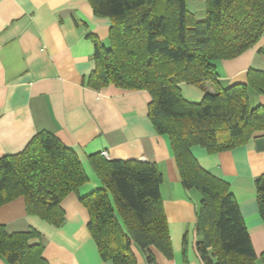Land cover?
I'll list each match as a JSON object with an SVG mask.
<instances>
[{
	"label": "trees",
	"instance_id": "obj_1",
	"mask_svg": "<svg viewBox=\"0 0 264 264\" xmlns=\"http://www.w3.org/2000/svg\"><path fill=\"white\" fill-rule=\"evenodd\" d=\"M95 15L109 18V46L94 38L95 70L85 85H114L151 95L149 120L170 140L183 187L200 195L196 251L203 264H257L243 215L230 184L205 170L192 153L200 146L214 155L247 145L264 132V106L252 108L249 90L264 94V71L250 69L246 84L222 88L217 61L238 58L264 34V0H205L199 21L188 0H89ZM212 83L214 92L205 89ZM205 92L200 103L183 98L180 85ZM103 188L80 197L88 210L89 232L101 259L137 264L138 247L148 264L151 248L173 258L163 207L164 176L138 160L90 157ZM88 182L77 154L48 132L37 134L20 154L0 159V207L24 198L28 215L60 228L63 200ZM264 221V174L255 181ZM35 229L9 234L0 225V257L7 264H49ZM264 264V253L260 257Z\"/></svg>",
	"mask_w": 264,
	"mask_h": 264
},
{
	"label": "crops",
	"instance_id": "obj_2",
	"mask_svg": "<svg viewBox=\"0 0 264 264\" xmlns=\"http://www.w3.org/2000/svg\"><path fill=\"white\" fill-rule=\"evenodd\" d=\"M111 21L95 15L89 0H0V159L23 152L42 132L56 136L73 150L88 177L78 193L62 202L65 223L53 227L30 216L24 198L0 207V225L9 234L35 229L49 264H110L101 259L89 232L90 215L80 197L103 188L90 157L156 165L164 176L163 207L169 224L173 258L155 247L157 264H203L196 251L200 195L183 187L170 140L154 130L149 117L151 95L114 85L94 90L85 80L96 68L95 44L109 46ZM222 88L246 84L250 69L264 71V34L252 49L233 60L217 61ZM183 98L200 103L205 92L180 85ZM205 89L214 92L212 83ZM252 108L264 106V94L249 90ZM257 133L247 144L210 155L192 148L201 167L230 184L259 261L264 253V221L257 204L255 181L264 174V151ZM137 264H148L133 246ZM0 264H7L0 257Z\"/></svg>",
	"mask_w": 264,
	"mask_h": 264
},
{
	"label": "rangeland",
	"instance_id": "obj_3",
	"mask_svg": "<svg viewBox=\"0 0 264 264\" xmlns=\"http://www.w3.org/2000/svg\"><path fill=\"white\" fill-rule=\"evenodd\" d=\"M188 9L196 15L199 21L205 19L206 16L205 0H188Z\"/></svg>",
	"mask_w": 264,
	"mask_h": 264
},
{
	"label": "water",
	"instance_id": "obj_4",
	"mask_svg": "<svg viewBox=\"0 0 264 264\" xmlns=\"http://www.w3.org/2000/svg\"><path fill=\"white\" fill-rule=\"evenodd\" d=\"M255 143L259 151H264V137L256 138Z\"/></svg>",
	"mask_w": 264,
	"mask_h": 264
},
{
	"label": "built area",
	"instance_id": "obj_5",
	"mask_svg": "<svg viewBox=\"0 0 264 264\" xmlns=\"http://www.w3.org/2000/svg\"><path fill=\"white\" fill-rule=\"evenodd\" d=\"M104 156H107V154L105 153Z\"/></svg>",
	"mask_w": 264,
	"mask_h": 264
}]
</instances>
